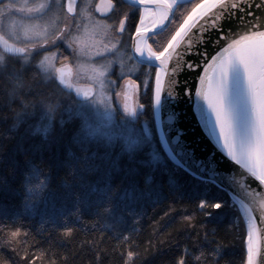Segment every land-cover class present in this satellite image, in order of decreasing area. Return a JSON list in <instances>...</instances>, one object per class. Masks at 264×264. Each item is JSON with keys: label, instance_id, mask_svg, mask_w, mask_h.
<instances>
[{"label": "snow or ice", "instance_id": "obj_1", "mask_svg": "<svg viewBox=\"0 0 264 264\" xmlns=\"http://www.w3.org/2000/svg\"><path fill=\"white\" fill-rule=\"evenodd\" d=\"M0 6V34L6 28L10 32L0 38V53L11 54L25 64L39 60L35 67L43 80L55 81L62 94L69 97L71 102L63 106L61 117L67 112L70 119L81 121V143L110 142L121 137L129 148L152 144L153 133L142 121L149 112H155L158 143L194 187L203 186L205 190L195 209L207 218L201 226L220 221L221 210L232 207L227 200L207 195L209 186H222L217 182L219 169L212 165L218 163L219 156L239 166L233 170V182L244 190L247 200L243 205L251 229L247 264H264L253 244V213L258 212L264 220V195L249 191L245 183L250 176L264 186V0H131L130 4L127 0H84L82 6L78 0H0ZM4 8L16 14L14 21H6L11 13ZM116 64L120 68L118 76L113 72ZM142 87L148 88L147 112L145 103L140 102ZM181 101L189 105L198 118L197 126H203L222 152L214 150L201 159L195 148L180 143L183 130L171 126L176 118L174 107ZM59 107L49 104L50 115L33 117L42 125L37 131H50ZM162 111L169 113V130L176 136L178 154L186 155L191 164H181L168 147V134L159 120ZM83 161L79 165L70 163L68 168L76 186L87 193H73L75 203L62 219L74 217L81 222L87 210L102 222V230L126 239L128 233L137 230L136 224L144 215L141 201L159 199L162 192L133 186L127 192V204L118 213L111 177L103 178L102 187L99 181L89 185L78 171L95 169L88 165L87 156ZM50 181V174L42 166L29 167L21 183L26 206L29 202L34 208L46 204ZM97 193L99 197L91 200ZM176 193L177 199L185 194L183 185ZM20 219L16 217L13 224L5 214L0 231L8 229V237L14 240L20 235L16 226ZM50 222L55 227V221L50 218ZM62 231L72 234L71 227ZM215 231L210 228L208 234ZM127 257L131 261L134 253L128 252ZM179 264H184L183 260Z\"/></svg>", "mask_w": 264, "mask_h": 264}, {"label": "trees", "instance_id": "obj_2", "mask_svg": "<svg viewBox=\"0 0 264 264\" xmlns=\"http://www.w3.org/2000/svg\"><path fill=\"white\" fill-rule=\"evenodd\" d=\"M32 75L27 74L25 79H29L24 81L17 75V84L24 86L18 89L8 79H0V221L5 220V214L13 224L16 217L21 218L16 225L20 235L14 240L8 237V229L0 231V264H97V258L100 264H179L181 260L184 264H247V230L240 212L221 190L211 185L207 191L209 198H222L232 207L221 210L220 221L201 226L200 222L207 218L198 215L195 209L205 190L203 186L194 187L186 173L168 158L161 144L158 143L157 151L163 158L152 161L146 149L121 153L108 143L95 140L81 143L82 138L76 134L81 121L70 119L67 113L61 117L63 112L57 113L48 136L35 131L32 114L38 116L40 110L33 103L41 99L42 91L39 90L38 98L32 97ZM152 83L150 80L149 85ZM142 99L147 112L146 98ZM145 118L158 142L154 111ZM20 121L23 122L13 129ZM29 124L34 126L30 128ZM85 156L95 170L78 171V175H83L89 185L101 182V187L103 178L110 176L116 189L118 213L127 204V192L133 186L153 187L162 192L159 199L148 197L141 201L144 215L136 224L137 230L128 233L126 239L102 230V222L87 210L81 222L74 217L62 219L75 203L73 193H87L76 186L68 168L70 163H83ZM31 165L42 166L51 178L46 204L35 208L30 202L26 206L21 188ZM180 185L185 194L177 199L176 189ZM98 197L99 193L93 194L91 200ZM67 227L72 228L71 236L62 231ZM210 228L216 229L214 235L208 234ZM128 252L134 253L131 261Z\"/></svg>", "mask_w": 264, "mask_h": 264}, {"label": "water", "instance_id": "obj_3", "mask_svg": "<svg viewBox=\"0 0 264 264\" xmlns=\"http://www.w3.org/2000/svg\"><path fill=\"white\" fill-rule=\"evenodd\" d=\"M127 3L130 4L131 0H127ZM0 38L4 37L0 35ZM7 55L12 56L11 54ZM173 114L176 118L172 121L171 127L173 129L183 130V135L181 136L180 143H186L188 146L195 148L196 156L198 158H207L209 153L214 150H216L218 153L223 151L220 145L217 144L216 140L213 137L209 136L207 131L203 129L202 125L197 126L198 118L193 115V110L189 107L187 103L181 101L178 105L174 107ZM168 115V112L162 111L159 117L161 128L164 132L168 134V147L173 150L174 154H177L176 158L180 161L181 164H191V161L188 160L186 155L178 154L179 146L177 143H174V141L176 140L175 134L169 130ZM156 130L158 131V135H160V130ZM162 147V150H164L163 145ZM169 159L171 160V158ZM172 162L177 167H179L175 163V161ZM212 167L213 169H219V171L216 172L217 182L218 184H222L221 187H217L216 185L214 186L218 188V190H221L227 196V200H229V202L236 208V210L240 212L243 218L242 220H244L247 230V236L245 240L246 250H248V233L251 229L249 228L248 218L243 211V205L247 203V200L245 199L244 190L239 186L238 183L233 182V170L238 169L239 166L235 165L234 162L230 161L229 159L218 156V163L212 165ZM240 172L244 173L245 175H248L246 172H244L243 169H240ZM236 179H239V175L236 176ZM245 183L249 187V191L264 195V186L259 185V181H257L254 177L248 176V180L245 181ZM253 216L256 225L255 230L253 232V244L256 248L259 249L261 253V258H264V220L261 219L260 214L258 212H254Z\"/></svg>", "mask_w": 264, "mask_h": 264}, {"label": "rangeland", "instance_id": "obj_4", "mask_svg": "<svg viewBox=\"0 0 264 264\" xmlns=\"http://www.w3.org/2000/svg\"><path fill=\"white\" fill-rule=\"evenodd\" d=\"M0 7H3V6H0ZM4 11L11 13L10 8H4ZM15 19H16L15 13H11L10 15H8L6 17L7 22L14 21ZM9 34H10L9 29L6 28L5 32L3 34H0V35H2L3 37H6ZM38 63H39V60L37 59L35 61L29 60L27 62V64H25V62L22 59H19L17 57H10L7 54L0 53V79H5V78L8 79L9 80L8 82H12L11 84L13 85L14 89H16V88L18 89L19 87H22V88L24 87V86H22L23 85L22 83H21L22 84L21 86L19 84H17V82L19 81L18 76L20 79H22L24 81L26 79H29V78L25 79V77H27V74H30V73L33 74L31 76L32 78L30 80L31 85L34 87V88H32L33 92L31 94L34 95L32 97L38 98L39 97V94H38L39 90L42 91V92H40L41 99L40 100L37 99L35 101V103H33L34 104L33 107H35V108L38 107V109L40 110V114L45 113L46 115H50L51 113L48 112V105L49 104H53V105L59 104L60 107L56 108L55 113H54L55 119H56L57 113H60V112L62 113L64 111L63 106L66 104H69L71 101H70L69 97L62 94L59 86L57 85V83L55 81L48 82V81L43 80V77L39 73L38 68L35 67V66H38ZM119 72H120V70H119ZM119 72L117 73L118 75H119ZM13 73H15V74H13ZM39 87H41L42 89H39ZM28 91H30V90L28 89ZM114 100L116 101L117 104L119 103V101L116 100L115 98H114ZM29 107L30 106H28V108ZM65 113H67V112H65ZM30 114H32V113H30ZM32 115H33V117L37 116L36 113H34V112ZM75 119L79 120L78 118H75ZM145 119L146 118L144 117L142 123H146V126L151 130L152 128H151L149 122ZM34 122H35V124H34L35 125L34 126L35 131H37V129L41 128L42 125H41L40 121H34ZM155 122H156V120H155ZM43 123H47V120H44ZM54 123H55V121L53 122V124ZM53 124H52V127H53ZM52 127L47 134H49L51 132ZM81 127H82V124L80 126L79 132L76 133L77 136H79V137H81ZM37 132H41L44 134V136H47V134H45L42 130L37 131ZM152 133H153V131H152ZM153 137H154V139H153L152 144L139 145V146H136L133 148H129L127 142L121 137H116L110 142L107 140H104L103 142L106 144L108 143V145H111L112 147L114 146V147L118 148V150H121V151H119L121 153H126V152L131 153L133 151H137L140 149H146L147 154L151 157L152 161H158V160L161 161V159L163 157L161 156V153H159V151H157L158 150V147H157L158 142L156 141L155 134H153Z\"/></svg>", "mask_w": 264, "mask_h": 264}, {"label": "flooded vegetation", "instance_id": "obj_5", "mask_svg": "<svg viewBox=\"0 0 264 264\" xmlns=\"http://www.w3.org/2000/svg\"><path fill=\"white\" fill-rule=\"evenodd\" d=\"M97 2H98V0H97ZM83 3H84V0H78V4H81V6L83 5ZM124 11H128V8L125 7V8H124ZM96 15L99 16L98 13H97ZM138 22H139L138 17H136V18H135V23L138 24ZM129 54H131L130 51H129ZM10 57H13V56H10ZM131 63H134V61H130V62H129V64H131ZM119 70H120V69H119V64L114 65V67H113V72L116 74V76H118L117 73L119 72ZM113 78H115V77H113ZM133 78H135V75L133 76ZM119 83H122V81H120ZM57 85H58V84H57ZM58 86H59V85H58ZM146 90H147V88H143V87H142V90H141V98H140V102H141V103H144V101H143L142 98L145 97ZM114 103H116L115 100H114ZM145 109H146V108H145Z\"/></svg>", "mask_w": 264, "mask_h": 264}, {"label": "bare ground", "instance_id": "obj_6", "mask_svg": "<svg viewBox=\"0 0 264 264\" xmlns=\"http://www.w3.org/2000/svg\"><path fill=\"white\" fill-rule=\"evenodd\" d=\"M47 136H48V134H47Z\"/></svg>", "mask_w": 264, "mask_h": 264}]
</instances>
